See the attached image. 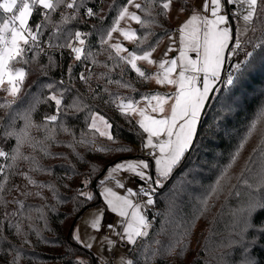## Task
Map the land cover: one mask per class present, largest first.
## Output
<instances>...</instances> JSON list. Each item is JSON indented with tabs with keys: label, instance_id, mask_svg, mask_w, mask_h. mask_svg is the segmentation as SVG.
<instances>
[{
	"label": "trees",
	"instance_id": "1",
	"mask_svg": "<svg viewBox=\"0 0 264 264\" xmlns=\"http://www.w3.org/2000/svg\"><path fill=\"white\" fill-rule=\"evenodd\" d=\"M146 2L142 0V4ZM172 2L193 10L185 0ZM123 3L124 0H83L84 6L78 13L61 5L49 13L48 20L44 19V10H33L30 27L34 30L38 24L43 27L38 44L30 45L26 52L28 63L15 64L16 68L25 69L27 75L13 107L0 108V150L9 156L14 153L16 138L8 133L19 132L23 127V121L14 117L35 98L45 99L50 94L49 84L53 85L51 91L63 92L65 105L77 101L83 110H68L56 125H49L56 132L53 140L46 141V131L39 126L45 123L46 115L53 114L54 108L44 103L37 105L32 119L38 127L32 128L31 137L33 143L43 141L48 154L41 144L35 148L25 144L22 152L30 159L18 160L13 165L11 159L0 158L8 177L6 191L0 193L6 202L0 204V264H99L96 255L74 239L73 229L87 210L103 204L99 187L108 171L103 174L104 169L129 157H140L134 148L142 147L146 134L134 118L119 112L117 103L121 99L137 101L154 92L149 79L138 77L111 48L107 45L101 48L99 43L101 34L117 14L116 5ZM89 7L96 12L95 16L86 15ZM160 12L154 5L155 23L150 29L138 25V36L148 32L154 35L145 44L137 41L134 51L141 52L149 44L156 48L175 32L167 14ZM62 14L74 15L75 19L65 23ZM139 14L143 18V13ZM231 21L234 25V20ZM75 31L90 34L85 45L88 59L82 57L77 62L72 61L70 49L58 46L73 39ZM260 37L259 30H251L241 52L251 51L246 42ZM110 55L113 59H109ZM86 70L87 79L81 80ZM218 87L220 90L201 120L194 148L164 187L153 194L155 203L148 213L150 231L132 248L133 264H264V210L259 206L248 210L249 193L261 203L264 193L243 183L245 178H250L245 166L256 168L249 158L260 156L259 148L264 141V121L257 123L256 131L248 136L252 123L264 108V54L258 56L249 73L236 85ZM6 101L1 100L0 104ZM90 112L100 113L112 124L113 141L89 132ZM61 126L69 131H62ZM82 139L84 143L79 142ZM241 143H244L242 149ZM122 148L131 151H120ZM237 152L239 156L235 155ZM31 158L49 171L31 170ZM20 173L45 185L41 189L52 194L53 200L47 204L36 196L26 195ZM85 178L91 181L87 187L93 189L92 201L79 195L86 189ZM217 181L221 185L213 194L211 189L217 186ZM3 182L0 178V183ZM205 199H208L206 209L202 205ZM12 205L15 209L8 213Z\"/></svg>",
	"mask_w": 264,
	"mask_h": 264
},
{
	"label": "snow or ice",
	"instance_id": "2",
	"mask_svg": "<svg viewBox=\"0 0 264 264\" xmlns=\"http://www.w3.org/2000/svg\"><path fill=\"white\" fill-rule=\"evenodd\" d=\"M236 4L244 6L242 20L245 28L253 32L259 30L261 37L255 41L249 39L246 43L251 46L252 50L245 52L244 60L233 62L226 69V65H229L232 58L242 49L240 36L234 35L233 29L229 27L230 10L226 8V5ZM61 5L73 10L75 13H78L79 9L84 6L83 0H79V3L77 0H0V15L3 16L2 21H0V90H4L7 96L12 97L11 101L0 104V108L11 109L16 103L27 72L23 68H16L15 64L28 63L26 52L30 50V45L38 44V37L41 34L40 30L43 25H36L35 30L30 27L29 19L33 15V10L36 8L44 10V19L48 20L50 19L49 13L55 12ZM154 5L161 9V15H166L171 9L172 0H147L144 4L137 3L136 0H124L122 5H116L117 14L111 26L101 34L99 41L101 48L105 45L111 48L115 52L116 57L130 66L138 77L152 79L158 85H169L174 88V91L170 94L161 95L155 93L142 97L144 107H140L139 102L130 99L127 101L121 99L116 105L122 115L139 117L137 124L144 133H147V139L143 143V147L151 150L149 155L154 160L155 176L150 175L148 172V169L152 166L151 161L129 160L115 164L108 172V177L114 179L115 173L123 171L131 173L141 181H144L148 188H141L140 194L147 197L146 204L149 206L155 203L153 194L157 189L164 187L165 182L169 180L174 170L182 164L186 154L194 148L202 114L211 97L220 90L218 85L224 84L229 88L236 85L238 81H241L249 73L258 56L264 54V0H223V3L222 0H203V11L205 13L210 12L211 18L194 13L180 26L179 56L176 58H162L158 62L153 60L152 55L156 50L153 44H149L141 52L130 51L119 43L109 44V41L113 38V33H119L120 36L129 42L139 41L140 44L147 43L149 36L154 35L152 32L140 37L130 27L125 29L121 28L120 25L122 21L127 20L135 22L142 28L150 29L155 23V18L153 17ZM130 7L135 8L136 11H129ZM138 12L143 13V18L137 14ZM86 15L93 17L96 12L89 7ZM62 18L67 23L75 19V16L62 14ZM72 35L73 39L58 46L70 49L76 61H80L82 57L88 59L85 54V45L86 37L90 34L75 31ZM158 43L159 38L156 40V44ZM172 51L174 49L169 47L168 52ZM121 53H126V55H121ZM190 53H195V58ZM164 56H167V52L164 53ZM109 59H113V57L110 55ZM138 61L146 62L148 65L155 64L158 67V71L155 75H150L138 67ZM178 69L179 72L176 75ZM225 72L226 78H222ZM80 79L86 80L87 77L82 74ZM109 82L111 83V81ZM117 83L120 82L117 81ZM5 85H7L6 88L4 87ZM121 86L131 87L129 84H122ZM47 87L50 90V94L45 99L35 98L25 110L18 112L16 117H14V119L18 117L23 121V127L19 132L8 133V135H14L16 138L15 151L9 156L6 151L0 150V158L11 159L13 165L18 160L30 159L24 156L22 152V147L25 144H30L33 148L36 147V144H41L42 150L46 155L48 154L47 147L43 146L44 142L33 143V138L31 137L32 128L38 127L33 123L32 119V113L36 110L37 105L44 103L54 108L53 114L46 115L44 118L45 123L39 126L46 131V141L53 140L56 132L55 127L50 128L49 125H56L58 118L63 114H67L68 110H83V106L77 101L65 105L63 92L51 91L53 89L51 84L47 85ZM89 120V132L98 133L99 136L106 137L110 141L114 140L110 131L112 124L108 119L100 113L90 112ZM260 121H264V108L261 109L258 120L252 123L248 132L249 137L256 131L257 123ZM61 130L64 132L69 131L67 127L63 126H61ZM79 142L84 143L85 141L82 139ZM246 142L247 137L244 143ZM244 143H241V149L244 147ZM119 150L131 151L129 148ZM259 152L260 156L258 158H249L250 163L257 166L255 169L249 165L245 166L250 178H245L243 183L249 189L259 190L264 193V141L261 142ZM235 155L239 156V152ZM31 159L33 165L31 170L49 171L39 167L35 158ZM20 175L27 181V184L36 185V181L26 173H20ZM0 178L4 181L0 183V193H3L6 191L5 184L8 182V177L4 174L2 165H0ZM90 182L89 179L85 178L83 187L86 188ZM220 185L221 181H217V186L212 188L211 192L214 194ZM36 186L39 188L45 187V185ZM117 186L124 187L119 182H117ZM48 187H51V185H48ZM79 195L84 196L87 201L94 199L90 193L86 194L83 190L80 191ZM101 195L108 209L123 218L125 222L123 234L120 235L122 241L129 245H135L137 238L148 235L147 229L150 224L142 213L141 206L134 204L128 198L137 195L136 193L129 189L128 196H119L110 188H104ZM249 196L251 199L249 211L257 206L264 210V203L257 202L253 193H249ZM4 203L6 202L0 196V204ZM16 203L19 202L17 201ZM207 204L208 199L202 201L205 209ZM19 206L21 208L24 207L23 204ZM129 209L132 210L131 213H129ZM102 216L103 212L95 216L91 223L93 229L99 230L101 228ZM108 227L114 231L111 224ZM17 231L19 232V226H17ZM73 237L78 243H83L78 230L75 228L73 229ZM107 243L113 245L114 242L108 240ZM84 246L89 249L92 247L90 243L84 244ZM16 259L18 260V257ZM81 264H85V262H81ZM123 264H133V261L126 260Z\"/></svg>",
	"mask_w": 264,
	"mask_h": 264
},
{
	"label": "rangeland",
	"instance_id": "3",
	"mask_svg": "<svg viewBox=\"0 0 264 264\" xmlns=\"http://www.w3.org/2000/svg\"><path fill=\"white\" fill-rule=\"evenodd\" d=\"M186 2H189L190 5L191 1L194 2V0H185ZM137 3L142 4V0H136ZM223 3V0H222ZM231 6H234V11H237L238 13H241L242 10L244 9L243 5L236 4V5H226V8L228 10L231 9ZM191 7L194 8L192 5ZM129 11H136L135 8H129ZM71 13L70 11H68ZM199 14L201 16H208V18H211L210 12L205 13L204 11H197V10H185L184 8L178 6L174 2H172L171 9L167 13L168 18L170 21L173 23L175 32L165 38L162 43H160L157 47L155 52H153L152 59L155 61H159L162 58L163 59H172L176 58L179 56V28L182 24H184L193 14ZM139 14V12L137 13ZM140 15V14H139ZM243 15V14H242ZM121 28H131L135 31H137L138 25L135 22L132 21H122L121 22ZM229 27L233 29L234 35H238L241 38V43L244 42V40L247 38V36L250 33V29L245 28L244 21L242 20V16L239 20H234V25H232L231 17H230V23ZM246 32V34H245ZM121 44L124 47L128 48L130 51H134V47L136 45V42H129L126 41L122 36L119 35V33H113V38L111 41H109V44ZM78 46V45H77ZM171 47L174 49L172 52H168V48ZM243 49H241L237 55H235L232 58V61L229 62V65H226V69L229 68L231 63L233 62H239L244 60L245 58V52H241ZM167 52V56H164V53ZM115 53V52H114ZM72 55V61L77 62L74 59V55ZM121 55H126V53H121ZM190 55L195 58V53H190ZM125 64V63H124ZM138 67H140L142 70L146 71V73L150 75H155V73L158 71L157 65H148L146 62L143 61H138L137 62ZM88 70H86L83 75L87 76ZM179 69L177 70L178 75ZM222 78H226V72ZM149 84H150V89H152L155 93H159L161 95H166L170 94L174 91V88L169 85H158L156 84L155 80L149 79ZM5 88L7 85L4 86ZM216 93V92H215ZM215 95V94H214ZM1 100H12V97L7 96V93L4 90H0V101ZM126 101V100H125ZM120 102V101H119ZM118 102V103H119ZM136 102H139L140 107H144V103L142 102V99L137 100ZM117 103V104H118ZM155 115V114H153ZM132 118L137 120L139 119L138 116H131ZM199 128V126H198ZM111 131V130H110ZM145 137V141L147 139V133ZM106 138V137H105ZM144 141V142H145ZM134 153L136 155H140L138 158H133V159H125L122 160L118 163H122L125 161H138V160H148L152 162V166L148 169V172L150 175L155 176V165H154V160L152 157L149 155V152L151 151L150 149H146L143 147H136L134 148ZM114 166V165H113ZM111 166L105 177L104 180L102 181L100 187H99V193L103 192L104 188H110L113 192H115L119 196H128V190L130 189L132 192L136 193L137 195L130 196L128 197L133 201L134 204H139L141 206V211L145 215L146 219H148V213L149 211L153 208V205L149 206L146 204L147 197L143 196L140 194L141 188H148V185L144 183V181H141L138 177L135 175L128 173V172H117L114 174V179H110L108 177V172L111 170L113 167ZM34 180V179H33ZM35 181V180H34ZM117 182L120 184H123L124 187H118ZM36 185H40L36 182ZM36 185H30L27 184V181L24 179L22 180V189L23 192L25 191L27 194H30L31 196H36L38 199L41 201H44L45 203H49L50 201L53 200L54 196L48 192L43 191V189L37 187ZM154 186V185H153ZM86 194H91L93 196V189L91 187H86L84 190ZM101 198L103 200V197L101 195ZM15 209V205H12L8 213L13 211ZM131 209H129V213H131ZM103 212V216L101 218V228L99 230L93 229L91 227V223L93 219L95 218L96 215L100 214ZM130 219V216H129ZM111 224L114 228V231L108 227V225ZM150 227H151V222L149 221ZM125 227V222L123 221V218L117 216L115 213L111 212L107 205L104 203L99 205L97 207H93L89 210H87L82 218L79 220V222L76 224L75 229L78 230V234L81 238V243L82 245L90 243L92 247L90 250L96 255V258L98 259L99 264H107L109 261L110 257L112 255L115 256L113 263L114 264H123L124 261L126 260H132L131 257V250L132 248L137 244L138 240L143 238L139 237L137 238V242L135 245H129L126 242L122 241L120 239V235L123 234V229ZM150 227L147 229V232L149 233ZM110 232V235L107 234V232ZM108 240L113 241V245H109L107 243Z\"/></svg>",
	"mask_w": 264,
	"mask_h": 264
},
{
	"label": "built area",
	"instance_id": "4",
	"mask_svg": "<svg viewBox=\"0 0 264 264\" xmlns=\"http://www.w3.org/2000/svg\"><path fill=\"white\" fill-rule=\"evenodd\" d=\"M242 14H244V10H242L241 13H238L237 11H234L233 9H230V17H231L232 20H239V19L241 18ZM238 15H239V17H240L239 19H238ZM31 46H33V45H31ZM38 47H39V46H38ZM44 47L47 48L46 45H45ZM71 54H72V53H71ZM107 234L110 235V232L108 231ZM114 258H115V256L112 255V256L110 257L109 261L107 262V264H114V263H113Z\"/></svg>",
	"mask_w": 264,
	"mask_h": 264
},
{
	"label": "crops",
	"instance_id": "5",
	"mask_svg": "<svg viewBox=\"0 0 264 264\" xmlns=\"http://www.w3.org/2000/svg\"><path fill=\"white\" fill-rule=\"evenodd\" d=\"M198 2V3H197ZM191 4L194 6L195 9H193L192 11L194 10H197V11H203V7H202V4H203V0H194V2L191 1ZM231 9H234L232 8L231 6ZM30 20V19H29Z\"/></svg>",
	"mask_w": 264,
	"mask_h": 264
},
{
	"label": "water",
	"instance_id": "6",
	"mask_svg": "<svg viewBox=\"0 0 264 264\" xmlns=\"http://www.w3.org/2000/svg\"><path fill=\"white\" fill-rule=\"evenodd\" d=\"M232 8H234V6H232ZM213 96H214V95H213ZM213 96L211 97L210 102L206 105L205 110H204V113L202 114L201 120L203 119V117H204V115H205V112L207 111V109H208V107H209V105H210V103H211V101H212ZM201 124H202V121H201L200 124H199V128L201 127ZM199 128H198V130H199ZM128 159H133V158H132V157H129ZM107 170H108V168L106 167V168L104 169V171H103V174H104Z\"/></svg>",
	"mask_w": 264,
	"mask_h": 264
},
{
	"label": "bare ground",
	"instance_id": "7",
	"mask_svg": "<svg viewBox=\"0 0 264 264\" xmlns=\"http://www.w3.org/2000/svg\"><path fill=\"white\" fill-rule=\"evenodd\" d=\"M198 3V2H197Z\"/></svg>",
	"mask_w": 264,
	"mask_h": 264
}]
</instances>
